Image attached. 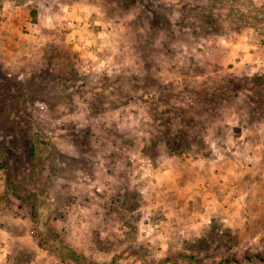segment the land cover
Here are the masks:
<instances>
[{
	"label": "rangeland",
	"instance_id": "374dc122",
	"mask_svg": "<svg viewBox=\"0 0 264 264\" xmlns=\"http://www.w3.org/2000/svg\"><path fill=\"white\" fill-rule=\"evenodd\" d=\"M0 264H264V0H0Z\"/></svg>",
	"mask_w": 264,
	"mask_h": 264
},
{
	"label": "trees",
	"instance_id": "16d2710c",
	"mask_svg": "<svg viewBox=\"0 0 264 264\" xmlns=\"http://www.w3.org/2000/svg\"><path fill=\"white\" fill-rule=\"evenodd\" d=\"M43 237H44L43 239H47V240H49L48 237H47L46 235H44V234H43ZM57 249L59 250V249H61V248L57 246ZM62 250H64V253L68 252V251H67L66 249H64V248H62Z\"/></svg>",
	"mask_w": 264,
	"mask_h": 264
}]
</instances>
